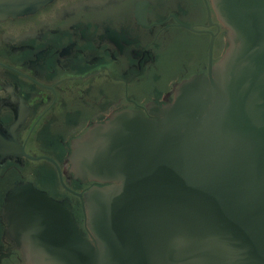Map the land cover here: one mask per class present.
Instances as JSON below:
<instances>
[{
  "label": "water",
  "instance_id": "95a60500",
  "mask_svg": "<svg viewBox=\"0 0 264 264\" xmlns=\"http://www.w3.org/2000/svg\"><path fill=\"white\" fill-rule=\"evenodd\" d=\"M53 0H0V20ZM223 56L173 100L116 112L73 143L86 239L31 184L5 217L31 264H264V0H211Z\"/></svg>",
  "mask_w": 264,
  "mask_h": 264
},
{
  "label": "flooded vegetation",
  "instance_id": "af4514ba",
  "mask_svg": "<svg viewBox=\"0 0 264 264\" xmlns=\"http://www.w3.org/2000/svg\"><path fill=\"white\" fill-rule=\"evenodd\" d=\"M228 46L211 0H53L0 20V264H31L5 217L31 184L69 204L86 239L93 186L75 176L73 143L123 110L163 106Z\"/></svg>",
  "mask_w": 264,
  "mask_h": 264
}]
</instances>
